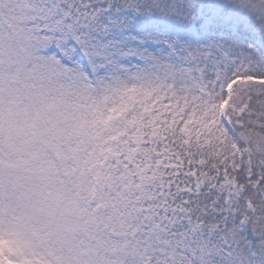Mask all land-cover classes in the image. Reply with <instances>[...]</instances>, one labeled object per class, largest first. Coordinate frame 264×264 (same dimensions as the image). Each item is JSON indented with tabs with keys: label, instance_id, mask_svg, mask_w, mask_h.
I'll return each instance as SVG.
<instances>
[{
	"label": "snow or ice",
	"instance_id": "1",
	"mask_svg": "<svg viewBox=\"0 0 264 264\" xmlns=\"http://www.w3.org/2000/svg\"><path fill=\"white\" fill-rule=\"evenodd\" d=\"M0 264H264V0H0Z\"/></svg>",
	"mask_w": 264,
	"mask_h": 264
}]
</instances>
